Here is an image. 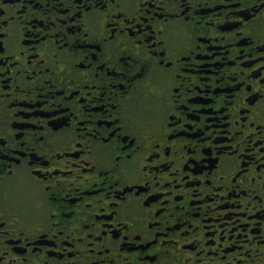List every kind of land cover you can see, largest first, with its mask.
<instances>
[{"label": "flooded vegetation", "instance_id": "1", "mask_svg": "<svg viewBox=\"0 0 264 264\" xmlns=\"http://www.w3.org/2000/svg\"><path fill=\"white\" fill-rule=\"evenodd\" d=\"M0 264H264V0H0Z\"/></svg>", "mask_w": 264, "mask_h": 264}]
</instances>
